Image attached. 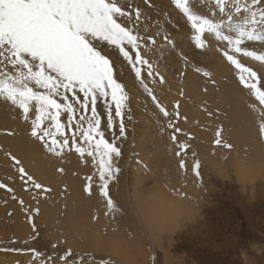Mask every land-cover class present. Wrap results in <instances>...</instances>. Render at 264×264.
<instances>
[{"label":"rangeland","instance_id":"374dc122","mask_svg":"<svg viewBox=\"0 0 264 264\" xmlns=\"http://www.w3.org/2000/svg\"><path fill=\"white\" fill-rule=\"evenodd\" d=\"M120 2L123 4L124 0H120ZM133 2L143 11L144 16L147 18L144 21V28L147 29V31L143 34L147 36H153L156 40L155 47L150 46L146 52L143 49L141 50L142 56H145V58L154 64L153 75L151 77L147 75V72L149 71L147 66L142 67L141 79H143L144 84L151 89L152 95H154L157 100L155 102L152 101L151 97L144 92L143 86L140 85V83L135 79V74L131 66L128 65L126 61H123L122 58H118L115 53H112V59L116 61L117 68V71L114 72V76L118 78V82H121L123 85H125L126 91L130 92V111H128L127 114L131 115L132 117L130 121L127 119L125 120L126 139L117 141V144L121 149V156L119 158H116L115 156L113 157L114 163L121 169V172L116 174L117 179L113 180V182H115L118 186V195L115 196L116 194L113 191L115 187L113 185L112 188H110V197L112 195L111 198L113 199L115 205L114 209H109L106 205L107 200L100 195V189L98 187L100 183L98 175V158L94 163L93 157L88 156L87 153L81 157L79 153H76L75 150L71 148V140L69 141V148H65L60 155H56L55 152L49 150L51 144L48 137H45V141L48 142L46 146L44 141L38 140L31 135L32 121L35 118L33 114L35 109L33 108L32 112L29 113V119L24 120L20 111L11 105L12 108L18 111V116L21 122L26 123L29 126V135L34 138L40 146H42L43 151L48 156H50L53 161L59 162L58 166L60 168L57 166L58 168L55 167L53 170V177H55V180L60 182L65 180V178L69 175L79 178L82 182V191L84 193V188L89 183L88 177H92L93 194H86L88 197L96 195V197L91 199V204L95 208L94 215H92L94 223H99L98 214L101 210L104 211L107 219H105L106 221H104V223H100V225L102 223L104 224L102 226L103 235H114L123 231L122 233L125 235L124 237L128 235L127 237L129 239H127V244L121 246L120 251L122 252L128 249L125 252L128 251V253L131 254L126 257H120L122 255L114 252L108 243L105 244L103 248H100L101 252L98 253L89 250H87L88 252L75 251L69 247L67 244V239L61 236V234L64 233V230L60 228V222L57 220L55 225L51 226L45 224L37 212L31 211L29 204L24 201L23 197L19 196L18 191L5 182L9 180L11 182L18 183L21 187V193L24 194L26 199L37 206L49 205L50 209L55 206L58 208L57 205L61 204L53 203V198L57 199L59 197L62 201L68 198V192L70 190L68 184L64 182L62 185H60L59 193H56V189L50 184L43 183V180L38 179L33 174H28L35 182L41 184L42 187L41 189H34L31 182H29L26 186L24 182L26 177L22 179V174L18 171L20 164H17L16 161H19V158L15 156L8 147L0 145V155L7 156L15 165V170L18 172L17 175L10 179L7 176H4V179L8 178L7 180L0 179V184L6 186L5 188H0V233H3L0 234V264H40L41 260H46V258L49 256L54 258L55 264H64V262H61L58 258L69 250H71L73 255L66 261V264H76V258L79 256H84L86 258L85 264H264V181H255L254 183L256 184V187L254 192L251 193V196L248 195L243 201L239 200V197L243 194L242 188H240V186H238V184L232 180L234 175V170L232 168L231 171L229 170L230 178H227L228 180L224 177H220L219 175L215 177V180L213 181L214 176L210 173L209 175H206L208 180L205 183L203 174L199 175L197 169L196 172L193 173L195 170V165L199 162V158L197 157V154L193 152V146L191 145V143L194 141L193 137H195V135L183 130L175 133V128H178V125L180 124L179 121L181 120L179 115L180 110L178 109L179 103H176L177 106L174 105V110L172 109L170 112L167 109L166 104H162L159 101L162 99V97L158 95V88L163 87L164 82L161 83L160 80L161 78L165 77L164 73H162L159 68L166 69L165 66L169 65L168 68L172 71L171 75L174 76V73H176L175 70L177 68L173 65L177 63L181 64L184 75H175L179 85L183 84L184 78L186 77L185 74L189 68L188 66H190L191 70L196 71L205 78H209L211 76V72L207 71L206 67L211 69L212 67L210 66H212L213 63L204 59L201 53L208 51V41L214 37L210 36L209 34H204L202 39H205V47L202 49H197L193 41V37L195 36L194 30L191 29L190 23L187 22L186 18L179 13V10L175 9V6L171 4V0H151V7L143 4L142 0H133ZM190 4H203L205 12L200 14L206 13L209 18H212L213 13L207 11L209 8L208 0H190ZM210 6L212 8L215 7V0H211ZM193 10L195 11V8ZM241 15H243V13ZM178 20L182 21L183 26H185L186 23L187 29H185V31L177 26ZM182 31L185 33L183 34L184 36L181 35ZM165 36L174 42V47L167 45L164 39ZM187 39L189 41L188 43H186ZM184 40L185 43L183 42ZM215 41L219 48L224 47L227 50V52H222V57L225 63L231 68L232 75L237 78V73L239 70L227 61L225 53L234 55V58H236L245 67H249L253 71H256L259 79L257 87L261 88V85L264 84V62L256 60L254 57H246L243 55V52L233 53L231 48L227 46L226 42L217 40ZM241 48L248 51H253L256 55H264V43L260 41L245 40L241 44ZM166 50L169 51L168 53L164 54L162 51ZM176 53L178 54V61L176 60V57H171L172 54L176 55ZM130 54L133 55V57L135 55L134 52H131ZM169 54L170 57L167 59V61H163L164 57L168 56ZM194 58L197 59L195 63L192 62V59ZM157 60L158 63H156ZM203 62L206 64L205 67L201 66ZM246 90L249 92L250 97L255 98L258 101H256L255 107H257V105H261L259 104V100L253 94V90ZM261 90H264V88H261ZM181 92L182 93L180 95H184V90H181ZM34 103L35 102H33V104ZM156 103H159V105L169 113L168 117H164L163 114L159 112L158 108L156 107ZM135 104H137L139 107L135 108ZM257 108L258 110L260 109V112L263 110L264 104L263 106H259ZM251 110L254 111L253 114L255 113V110L258 111L255 108ZM98 111L101 113V127L104 129L106 127L107 117L103 114V105H100L99 103ZM252 111H250L251 115H249V119L247 120L248 122L251 121V123L255 125L256 130H259L257 132L262 136L260 141L263 145L262 149H264V120H262L264 118V113L262 111L260 113L257 112L260 118L254 117L256 119L255 120L252 117ZM257 113L253 116L257 115V117H259ZM141 114L144 115L143 118H140ZM12 118L15 120L16 116H12ZM64 120L65 116H62L61 121L64 122ZM144 120L145 122H143ZM170 121L174 125L173 128L168 127V123ZM146 122L153 126L154 132L156 135H158L157 138H161L165 134L168 135L167 143L164 144V142H161L164 144L161 145L162 148H166L169 151L168 153H165L162 150L159 152V149L156 152L157 155H146L145 157L140 155L139 151L137 150V143L138 139L147 133L146 129L148 126ZM49 123V121H45L43 127H47ZM118 127L119 120H116L114 121V129L118 130ZM52 131L54 132L55 130L52 129ZM64 131L66 135H70L67 127H65ZM219 132V138H222V140H220V144L216 143L214 144L215 147H213L217 148L216 150L219 148L220 152L224 151L225 149L224 152L226 157L223 155V161H227L229 159L227 157L228 153L232 151V145L229 140H227V138L224 139V137H226V132L224 129H219ZM174 133L176 135L175 141L172 140V135ZM0 134L12 137L14 132L6 130L5 132H0ZM98 138L99 137H97V139ZM106 138L109 140V142H111L110 133L106 132ZM56 139L60 140L61 138L57 136ZM160 141H162V139H160ZM77 143H80L79 137H77ZM181 144L185 145L183 149L180 148ZM81 146L86 147V144ZM173 150L174 155H171V151L173 152ZM56 151H60V149L57 147ZM178 152L180 155H177ZM159 153L164 157L161 155L159 156ZM164 154L166 156H174L178 160L177 177L181 180L182 184L184 183L186 186L193 184L195 186L196 190L194 191V198L197 197V200L192 197L188 198V200L191 202V208L193 209L194 213L197 214V217L195 222H185L179 231L175 232L173 230L174 234L168 232L162 238L153 239V237L148 235L145 227L141 225L142 223L138 221L139 217H137V215L132 212L131 208L133 207L130 208V205L139 206V200H137V202L134 200L133 195L136 194V192L133 190L134 188L132 186L138 188L139 191H143V182H149L148 185L150 187L157 185L155 190L158 189V192H160L159 188L164 183V187L166 189H170L171 186L169 187V183L170 179L172 178H168L166 176L164 177L163 174L165 173L162 170V163L165 164V162H162L160 165H158L159 162L157 161L158 159H164ZM156 157H158V159ZM185 158L188 159L187 162ZM182 163L184 164V168L180 167ZM71 164L75 165L77 168V170L72 174L70 173V170L69 172L65 170ZM189 164H192V166L187 167ZM154 173V176L151 175ZM191 173L199 180L196 184L194 183L197 181L195 179L193 182H187ZM121 174H123V176ZM161 175L162 177L159 179L158 177ZM120 180L121 184L119 183ZM224 180L227 181L225 182ZM259 181L263 184L261 183L260 185ZM140 182L142 184H140ZM137 183H139V186ZM219 184L220 186H223L220 187ZM119 187L123 188V195L125 197L124 199H121L120 197V190L122 191V189H119ZM8 189H12L13 191L10 192ZM129 193H131V195ZM21 200L23 201V205L20 203ZM14 203L15 206L20 208L16 211V214L14 213V209L12 207ZM123 205L125 207H122ZM19 210H21L23 215L22 222L28 224L31 229L32 235L30 234L31 237L29 236V239L13 237V229H15L14 227L16 226L15 220L18 218L17 212ZM125 212H128V214L130 213V215L125 214ZM119 220L122 221L123 225L119 223ZM137 222L141 224H138ZM33 223L36 226V231L33 230ZM112 223L118 225L120 224V227L113 226ZM8 230L10 231V234L4 233ZM55 238L57 240H54ZM121 238L124 241L123 236ZM122 240L121 242L123 243ZM139 244H141L142 247H139ZM52 245H56V247L53 248ZM125 245L127 248H125ZM171 245H173V247ZM12 249H23L25 251L13 252L11 251ZM28 249H35L36 251L42 253V256L39 258H34L33 254L30 251H27ZM88 255L91 256V261L87 260Z\"/></svg>","mask_w":264,"mask_h":264},{"label":"snow or ice","instance_id":"6c2138e0","mask_svg":"<svg viewBox=\"0 0 264 264\" xmlns=\"http://www.w3.org/2000/svg\"><path fill=\"white\" fill-rule=\"evenodd\" d=\"M142 2L152 6L151 0ZM208 3L207 11L213 13L212 18L206 13L200 14L205 12L200 4H190V0H171L194 30L195 47H205L202 37L207 33L217 41L226 42L233 53L243 52L246 57L264 62V55L241 48L245 40L264 43V0H215L214 8L210 6L211 0ZM146 19L133 0H124L123 4L120 0H0V99L17 108L24 120L29 119L34 108L31 135L44 141L46 146L45 137H48L49 150L56 155L69 148L71 140V148L81 157L87 153L93 157L94 163L98 158V187L109 209L115 207L110 197V182L121 172L113 160L114 156H121L117 141L126 139L125 120L132 119L127 114L130 92L114 76L117 68L111 54L115 53L131 66L135 79L155 102L157 98L141 79L143 66L149 69V77L154 70V64L141 54L142 49L146 52L150 46H156L153 36L143 34L147 31L144 28ZM164 39L167 45L174 47L171 39L167 36ZM131 52L135 53L134 57ZM225 55L227 61L239 70V83L245 89L253 90L259 102L264 104V90H261L264 84L257 87V72L245 67L234 55ZM160 82H164L163 78ZM98 103L103 105V114L107 117L104 129ZM156 107L164 117L169 116L159 103ZM62 116H65L64 122ZM116 120H119L118 130L114 129ZM45 121L50 122L47 127H43ZM65 127L70 135L65 134ZM168 127H174L171 121ZM180 131L175 128V133ZM106 132L111 134V142L106 138ZM175 133L172 135L174 141ZM216 135L219 137L220 132ZM57 136L61 139H56ZM216 143L220 144V140L217 139ZM84 144L86 147L81 146ZM57 147L60 151H56ZM184 147L180 145L181 149ZM16 163L20 162L17 160ZM180 167L184 168V164ZM199 167V164L195 165V169ZM18 171L22 179L26 177V186L31 182L34 189H41V184L22 167ZM88 181L84 191L92 195L91 176ZM5 187L0 184V188ZM20 203L23 205L22 200ZM32 226L36 231L34 223ZM27 251L34 258L42 256L35 249ZM72 255L69 250L58 259L66 264ZM85 259L84 256L77 257L76 264H85ZM91 259L88 255L87 260ZM40 264H55V260L49 256Z\"/></svg>","mask_w":264,"mask_h":264},{"label":"bare ground","instance_id":"6f19581e","mask_svg":"<svg viewBox=\"0 0 264 264\" xmlns=\"http://www.w3.org/2000/svg\"><path fill=\"white\" fill-rule=\"evenodd\" d=\"M201 6L204 7L203 4ZM177 26L182 28L184 31L185 29H187L186 23L185 26H183L181 20H178ZM183 34L185 33H183L182 31L181 35ZM205 35H207V33H205ZM183 42L185 43V40ZM188 42L189 41L187 39L186 43ZM208 43H209L208 51L201 54L202 57H204V59L209 60L210 62L213 63V65L210 66L212 67L211 69H208L206 67L207 71L211 72V76L209 78H205L203 77V75L197 73L196 71L191 70L190 66H188L189 68L185 74L186 77L184 78L183 84L179 85L178 84L179 82L176 79L175 75L177 74H181L182 76L184 75L182 72L181 64L177 63L173 65L174 67L177 68L175 70L176 73L173 72L175 74L174 76L171 75L172 71L168 68L169 65L165 66L166 69L159 68V70L162 73H164L165 76L163 78L164 80L163 87L158 88V95L162 97V99H160L159 101L162 104L163 103L166 104L167 109L170 112L172 109L174 110V105H176V103H179L178 109L180 110L179 115L181 120L179 121L180 124L178 125V128L180 130L187 131L188 133L195 135V137H193L194 141L191 143V145L193 146V152L197 154V157L199 158V162L197 164L200 165L199 167L200 169H198V172L199 175L203 174V178H205V183L208 180V177L206 175H209L210 173L213 174L214 176L213 181L215 180V177L219 175L220 177H224L226 179L230 178L229 170L231 171L232 168L234 170V175L232 177V180H234L238 184V186L242 188L243 194L240 197L238 195V197L240 201H243L247 198L248 195L251 196V193L254 192L256 187L255 186L256 184L254 183L255 181L257 180H262V182L264 181V149H262L263 145L260 141L262 136L260 135V133L257 132L259 130H256L255 125L251 123V121L248 122L247 120L249 119V115H251L250 112L252 111L251 109L255 108L258 110L257 107L263 106V104L259 103L261 105H257V107H255L257 100L255 98L250 97L249 92L243 87V85L239 83L238 77L236 78L232 75L231 68L225 63L222 57V52L225 51L227 52V50L224 47L219 48L214 38H211V40H209ZM168 51L169 50L162 52L166 54L168 53ZM170 54L168 56H165L163 61L165 60L167 61V59L170 57ZM172 55L171 57L173 58L176 57V60L178 61V56H177L178 54L176 53V55L175 54ZM196 61L197 59L195 58L192 59V62L195 63ZM201 66L205 67L206 66L205 62H203ZM181 90H184V95H180L182 93ZM134 106L135 108L139 107L137 104H135ZM259 110L258 111L255 110L254 114H253L254 111H252L253 118L254 117L260 118L259 114L257 113L259 112ZM263 110L261 111L264 113ZM0 111H1L0 132H5L6 130H10L14 132L12 137L4 136L3 135L4 133L0 134V145H3L4 147H8L10 151L13 152L14 155L19 158L20 167H22L27 174L30 175L33 174L38 179L43 180V183L50 184L52 187L56 189V193H59L60 185H62L64 182L68 184L70 190L68 192V198L64 201L60 200L58 196H55L58 197L57 199L53 198V203H61L60 205H57L58 208H56L55 206L50 209L49 205L37 206L33 204L31 201L25 198L23 193H21V187L18 183L7 180L8 178L10 179L13 176L17 175L18 172L15 170V165L10 161V159L7 156H3V155L2 156L0 155V179L7 180L5 183L11 185L13 188L16 189L19 193V196L23 197L24 201H26L29 204L31 211L37 212L39 216H41L45 224H47L48 226L55 225L56 221L58 220V222H60V228L64 230V233L61 234V236L67 239L68 246L74 249L75 251L86 252L87 250H89L98 253L101 252L100 248H103L104 245L108 243L110 248L114 252H117V254L122 255L120 257H126L129 254H131L128 253V251L125 252L128 249L122 252L120 251L121 246L127 244L128 243L127 239H129L127 237L128 235L124 237L125 235L122 233L123 231L114 235L113 234H109L106 236L103 235L102 226L104 225L103 224L104 221H106L105 219H107L106 218L107 216L104 213V211L101 210L98 214L99 223L98 224L94 223L92 215H94L95 208L91 204L92 201L91 199L96 197V195L88 197V195L85 192L83 193L81 180L79 178L73 177L72 175H69L68 177L65 178V180H62L60 182L55 180V177H53V170L55 169V167L59 165V162L53 161L50 158V156H48L43 151L42 146H40L39 143L29 135V126L26 123L21 122L18 116V111L12 108L10 103L2 101L1 99ZM256 113L258 114L259 117H257V115L253 116ZM12 116L13 117L16 116V119L14 120ZM143 116L144 115L141 114L140 118H143ZM262 120H264V118ZM143 122H145V120ZM147 126H148L146 129L147 133L143 135V137H140L137 143V150L139 151L140 155H142L143 157H145L146 155H154L159 149H160L159 152H161L162 150L165 153H168L169 151L166 148H162L161 146L167 143L168 135L165 134L163 135V137L157 138L158 135H156V133L154 132L153 126L150 123H147ZM219 129L220 130L224 129V131L226 132L225 133L226 137H224V139L227 138V140H229V142L232 145L231 146L232 151L230 152L228 151L229 153L227 157L229 159L227 161H223L224 160L223 155L226 157V154L224 152L225 149L224 151L221 150L222 152H220L219 148L218 150H216L217 148H214L215 147L214 144H216V140L217 139L222 140V138H219L216 135ZM160 139H162V141H160ZM161 142H164V144H162ZM158 155L160 156L161 154L159 153ZM171 155H174V150L173 152L171 151ZM171 155L170 156L165 155L164 159L163 158L158 159V157H156L158 159L157 161L159 162L158 165H160L162 162H165V164L162 163V170L165 173L163 174L164 177L166 176L168 178H172L170 179V183H169L170 184L169 187L171 186L170 189H166L164 187L165 186L164 183L161 182L163 184L162 186H160L159 191L165 193H171L173 196H177L181 199L189 201L188 198L195 197L194 191L196 190V188L192 183H191L192 185L189 184L186 186L184 183L182 184L180 179H178L177 177L178 160L174 156L171 157ZM185 159L187 162L188 159L187 158ZM191 166L192 164H189L187 167H191ZM65 170L67 172H69L70 170V173L72 174L74 171L77 170V168L75 165L71 164ZM195 172L196 169L193 171V173ZM121 175L123 176V174ZM151 175L154 176L155 173ZM4 176H7L8 178L4 179ZM161 177L162 175L159 176L158 178L160 179ZM189 177L190 178L187 180V182L189 183L193 182L194 179L197 180L194 182L195 184L199 181L197 177H195L192 173L190 174ZM120 182L121 180L119 181V183ZM262 182H260V185ZM148 183L143 182V191H139V189L135 188L134 186H132L134 188L132 189L136 193H140V192L144 193L145 196H147L149 193L158 192V189L155 190V187L157 185L154 187H150ZM138 184L139 183H137V185ZM140 184L142 183L140 182ZM112 185L116 189V190L115 189L112 190L116 194L115 196H117L118 186L113 181L112 184L110 182V188H112ZM222 186L223 185H221L220 187ZM120 188L121 187H119V189ZM121 189L122 191L120 190V197L121 199H124L125 197L123 195L124 194L123 188ZM129 194L131 195V193ZM133 196H134V200L137 202L138 200L137 196L135 194ZM124 205L122 207L126 206ZM12 207L14 209L15 214L16 211L20 209L18 206H15V203L14 205H12ZM130 208L132 209V212L135 215H137V217H139L138 221L141 222L142 224L138 222L137 223L145 227L146 232H148V235L153 237V239L164 237V235H157L153 233L152 230L149 227H147L145 223L142 222L141 216L137 211L138 205L135 206L130 205ZM17 213H18L17 214L18 218L17 220H15L16 226L14 227L15 229H13L14 230L13 237L26 239L30 236L31 229L28 226V224L22 222L23 215L21 213V210H19ZM125 214H128V212L127 213L125 212ZM128 215H130V213ZM196 217L197 214H195L193 209L191 208L187 212V220L189 222H195ZM101 222L103 223L100 225ZM119 223L122 224V221L119 220ZM112 225L119 226L120 224L118 225L112 223ZM169 232L174 234L173 230ZM4 233L10 234V231L8 230L7 232ZM122 236L124 241L121 238ZM54 240L57 239L55 238ZM121 240L123 241V243L121 242ZM138 246L142 247L141 244H139ZM171 246L173 247V245ZM125 248H127V246Z\"/></svg>","mask_w":264,"mask_h":264},{"label":"clouds","instance_id":"9594fccd","mask_svg":"<svg viewBox=\"0 0 264 264\" xmlns=\"http://www.w3.org/2000/svg\"><path fill=\"white\" fill-rule=\"evenodd\" d=\"M139 200L137 208L142 222L157 235H166L169 231H179L187 220L191 209L190 201L173 196L171 193L154 192L145 196L136 193Z\"/></svg>","mask_w":264,"mask_h":264}]
</instances>
